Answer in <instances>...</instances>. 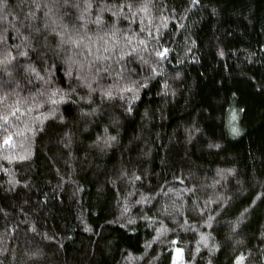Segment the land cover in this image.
<instances>
[{"label":"trees","instance_id":"obj_1","mask_svg":"<svg viewBox=\"0 0 264 264\" xmlns=\"http://www.w3.org/2000/svg\"><path fill=\"white\" fill-rule=\"evenodd\" d=\"M104 2L115 0H93L88 17L93 39L97 26L91 20ZM39 3L32 21L27 15L33 0H7L0 10V34L8 37V46L29 36V58L17 60L30 62L46 79L51 75L52 86L68 94L65 102L43 103L14 121L9 131L23 129L25 119L39 130L14 137V149L0 148L3 264H35L26 255L35 249L42 253L38 264H173L176 246L183 249L185 264H235L239 254L248 257L247 264H264V0H201L196 6L190 0H154L151 25L147 19L141 24L140 15L124 19L102 13L101 34L115 23L120 35L138 34L148 41L145 50L134 39L129 51L133 46L137 51L119 63L117 48L109 60L93 65L94 71L124 68L125 76L148 84L139 99L125 94L124 100L112 101H102L99 91L89 97L86 88L77 87L62 63L72 52L57 56L52 38L44 39L47 32L28 27L42 28L45 4L55 5L64 23L75 22L79 12L63 6V0ZM161 15L168 27L157 33ZM148 29L160 39L148 37ZM160 45L171 51L158 61L154 51ZM11 50L15 54L16 48ZM101 54L109 55L94 48L88 59ZM118 79L116 71L101 72L93 87L114 86L115 94ZM70 86L75 91L69 92ZM45 87L35 74L0 71V96L9 94L0 111L16 98L14 91L30 103ZM233 125L241 135L231 134ZM108 136L116 140L105 147ZM23 154L28 159L20 162ZM227 169L235 175H217ZM142 197L147 201L137 203ZM129 219L135 223L128 224ZM162 225L169 231L157 240ZM232 225H238L235 232ZM201 235L208 237V248L199 244ZM173 239L179 245L170 244ZM212 246L218 250L210 252Z\"/></svg>","mask_w":264,"mask_h":264},{"label":"snow or ice","instance_id":"obj_2","mask_svg":"<svg viewBox=\"0 0 264 264\" xmlns=\"http://www.w3.org/2000/svg\"><path fill=\"white\" fill-rule=\"evenodd\" d=\"M193 6L199 5L201 0H190ZM34 3V10L29 11L27 15V19L29 20H36V12L39 11L42 5L39 3V0H33ZM154 4V0H136L133 3V0H115V2H104L97 5V14L95 18L91 20V23L97 26V32L95 35V39L92 36L88 35V17L92 16V9H93V0H63V6L65 7H72L79 12V15L75 17V22L71 23V29H69V23L63 22V16H57L53 8L55 5H43V8L46 11L43 12V26L42 28L37 25L29 24L28 27L31 29L32 32L41 33L47 32V36L44 39H48L49 37L52 38L53 43V50L56 52L57 56L60 55L61 52H65L70 50L72 52L71 55H67L66 58L62 61L63 64L67 65L65 69V75L70 78V80H74L77 83V87H83L88 90L89 97L92 93L99 91L101 100L112 101L116 99L124 100L125 94H130V98L132 100L139 99V92L141 89L147 88L148 84L141 80L132 79L131 76H125V69L120 68L119 70L112 69L110 71L111 66L96 68L95 71L93 70V65L96 63L97 60H109L111 58V54L116 53L117 48L120 49L118 54L117 63L120 60H123L125 56L131 55V52L137 51L136 47H132L131 51H129V46L133 44V40L135 39L140 46L146 50L148 41L146 38H140L138 34L135 35H120V29H118L115 23L112 25L111 29L108 31H103L101 34L102 26H103V18L102 13L109 12L111 17L120 18L123 17L124 19L129 18V14L131 17L135 18L137 15H140V23L144 24L145 19L148 20L149 25L152 24V6ZM160 7H163L161 4ZM7 8V0H0V10ZM135 9V10H133ZM215 12V10H213ZM161 25L157 26L156 31L159 33L160 27L167 28L168 18L161 15L160 16ZM134 22V20H133ZM16 31L19 33V29L17 28ZM146 29L144 27L140 28V32H145ZM31 34V33H30ZM29 34V35H30ZM147 36L152 37L155 40H159L160 36H153V33L150 29L147 30ZM8 37L0 34V45H3V55L0 56V71L8 76H12L13 71L16 70H23L24 72L35 74L37 80L43 82V85L46 87L42 90L38 91L36 95L30 97V103L28 99L21 98L18 92L14 91L15 99L6 105V111H0V132L3 133L0 136V148H7V149H14L16 147L14 137L22 136L25 132H35L39 130L35 123L29 119H25L22 121L24 123L23 129H17L16 131H9L10 128L14 127V121H20L21 117H28L30 113H32L35 109L42 107L43 103H50L52 105H57L59 103L65 102V96L68 94L65 90L60 88L53 87V79L51 75L49 78H45L41 76L34 66L30 62H23L18 61V57H23L27 61L29 58V51L28 49L32 48V44L29 42V36H23L22 44L8 46L7 45ZM65 45H69L70 49H65ZM15 47L16 52L13 54L11 48ZM95 48L97 53H108L109 55H98L95 56L92 60H89L88 57L93 55V49ZM170 49L163 47L160 45L154 51V55L158 58V61L164 60L170 54ZM191 52V48L186 49V54ZM220 56H223L224 53L221 51L218 53ZM79 57V59H78ZM143 60V57H141ZM145 64L148 63L147 60L143 61ZM59 70V69H57ZM112 71L117 72L118 81L117 85H115L116 91L115 94L113 92L114 86H109L107 88L99 87L94 88L93 83H98L97 78L99 77L100 73L103 72L108 76H111ZM151 71L156 73V69L152 68ZM51 72V68L49 69V73ZM123 81V83H120ZM31 83V80H29ZM69 92L75 91V88L71 87L68 90ZM61 93H64L63 95ZM9 94H4L0 96V105H4V102L8 99ZM46 96L47 99L45 101H40L38 97ZM58 97V99L56 98ZM25 105H27L25 107ZM129 113L132 111L131 106L127 107L126 109ZM243 111V109H241ZM88 113L86 115H90ZM51 115V113L49 114ZM49 117L45 116L44 119L47 120ZM35 120H39V117H35ZM62 119V118H61ZM232 120H237L236 113L232 114ZM107 131V130H105ZM231 134L235 136L241 135V130L233 125L230 127ZM115 136H108L107 139L104 140V146L110 147L111 142L115 141ZM210 148H219V144H209ZM4 159L8 160L9 163L12 162V157L5 155ZM28 159V154H23L18 157L20 162L26 161ZM224 172H227L229 175H235L233 169L227 170H220L217 172L218 176L223 178ZM134 179L139 181L141 179L140 176H134ZM183 183V180H181ZM181 191H184L183 189ZM187 191H193L192 189H187ZM264 195V194H261ZM260 197L258 196L257 199ZM147 197H142L140 201L137 203H143L147 201ZM213 201L209 200L206 203H211ZM129 211L128 207L125 206L124 212ZM179 211V209H177ZM249 209H244V212H248ZM165 213H168V209H164ZM170 214V213H168ZM183 215V213H180ZM243 215V213L241 214ZM213 217L209 216L208 221H211ZM135 221L129 219L128 224H134ZM186 223V222H185ZM206 226H210L206 222ZM232 230L235 232L238 225H232ZM33 232L36 231L35 226H32L31 229ZM91 229L85 228V231H90ZM169 231L168 228L164 227L163 225L161 228L157 230V237L155 239H159L160 236L166 235ZM47 238V237H46ZM264 240V237H262ZM172 245H179L180 241L177 239H173L169 241ZM0 244H2V240H0ZM199 244H202L204 247L208 248V237L201 235ZM150 245H146L149 247ZM216 246H212L209 248L210 252L217 251ZM196 251H200L199 245L196 248ZM174 252L176 254L175 258L173 259V264H185L183 261V249L179 246L174 248ZM5 254V249L0 247V255ZM29 260L38 264L39 257L42 255L40 249L31 250L30 253H26ZM129 259H133L130 257ZM248 257L244 256L243 254H239L234 256L235 264H247ZM0 264H3V261L0 260ZM208 264H211V260H209Z\"/></svg>","mask_w":264,"mask_h":264}]
</instances>
